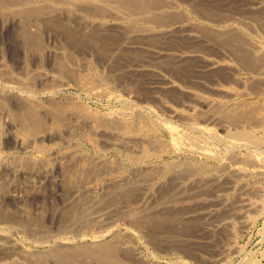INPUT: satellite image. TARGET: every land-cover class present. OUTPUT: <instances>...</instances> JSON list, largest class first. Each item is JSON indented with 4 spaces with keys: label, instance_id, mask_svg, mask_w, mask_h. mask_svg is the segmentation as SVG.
<instances>
[{
    "label": "bare ground",
    "instance_id": "1",
    "mask_svg": "<svg viewBox=\"0 0 264 264\" xmlns=\"http://www.w3.org/2000/svg\"><path fill=\"white\" fill-rule=\"evenodd\" d=\"M194 1H191L192 4ZM254 1L209 0L207 2L205 0L203 3L207 2V4L199 3L202 4L199 7L194 6V2V5L189 6L198 18V22L190 25L191 20L189 15L185 16L186 11L183 12L182 9V12L179 11L180 7L167 0H0V138L5 152L32 151L38 154L36 157L26 158L0 155V264H141L140 260L137 262L136 252L129 244L128 233L131 229H125L126 226L138 230V233H141L142 237L154 247L158 245L161 248L171 244L174 240V232L179 231L171 228L178 223H175L176 220H171L175 214H172L173 210L170 213L166 208L155 211L154 207L158 205L160 208L165 205L169 207L167 205L169 202H175L170 195L173 182L170 183L169 188L164 187L166 191L159 195L158 199H160L156 202L158 205L149 207L145 202L158 170H153V167L149 169L144 165V160L151 152L144 145L152 144L147 132L155 133L157 124L149 120L143 122V127H140L141 119L137 115L138 112L128 105L127 100L123 101L119 109L122 118L117 119L118 117L114 116L113 119L108 117L100 120L99 126L97 125L92 133L95 137L98 134L102 138L109 135L112 141L111 143L107 141L108 144L115 149H122L126 153L124 155L128 157L127 161L133 164L131 172L121 171L122 168L119 169L117 161L94 162V159L88 158L77 148V144L80 145L77 143L80 135L87 137L85 128L88 129L86 132L89 135L91 126L88 122L91 123V120L86 119V122L83 117L84 108L81 109L78 100L64 95L62 91L72 85L77 89L84 85L77 76L80 73L77 74L75 70L78 63L75 61V56L85 54L83 53L85 50L89 53L87 50L89 49L94 54L106 58L107 66L104 67L108 68L110 64L109 67L114 73L121 68L123 71H128L129 75L132 74V78L134 75L145 77L143 81L148 80L150 84L160 80L165 90L171 92L177 107H167L169 118L189 122L188 128L193 133L182 134L175 126L165 121L162 128L169 135L168 142L172 149L184 153H202L205 157H209L208 159L218 160V156L214 154L216 152H212L209 148L211 145L205 139L204 141L202 138L199 139L197 133L205 138L221 141L230 154L238 146L249 153L251 144H255V149L258 143L253 140L255 137L252 139L247 132H244L245 130H238L239 118H243L240 121L246 119L233 113L234 96L229 94L225 87L219 84L214 89L219 103L213 104L211 99L199 97L198 94L187 89L188 87L181 88L175 82L165 80V77L161 78L164 75L159 73L160 68L157 67V63L164 61L168 64L166 68L170 67L172 73L181 76H186L185 74L190 72L189 74L193 73L192 75L196 77L202 76L203 72L213 71L219 79L221 78L220 80L228 82L227 79L235 72L232 64L227 62L226 54H228V58L232 56L245 72L263 77L264 56L253 57V48L242 40L236 28L231 25L236 16L240 21L238 15L252 18L264 12L262 0L256 3ZM253 3L256 8L250 7ZM206 35L211 42L215 39L220 43L221 47H217L222 56L218 60L216 56V60L207 57L210 51L206 55L203 51L208 49L204 45L206 41L202 39L203 36L206 38ZM6 38L12 42L5 43ZM167 42L170 45H167ZM190 62L193 65L189 70L186 64ZM162 68H165L164 64ZM124 78L130 80L128 77ZM116 79L121 80L120 77ZM137 82L141 81L137 80ZM149 89L146 90L149 91L148 95L154 92ZM144 90L145 88L142 89ZM163 90L162 92L165 93ZM166 93L168 94L167 91ZM203 107L208 110L203 111ZM248 119L250 120V116ZM212 123L219 126L223 133L220 134L210 127ZM262 142L264 144V140ZM183 157L185 159L175 168H178L176 171L179 173L185 172V177L188 179L209 174V164L207 166L188 156ZM92 175L96 177L91 178L94 183H86ZM164 179L168 182L169 178ZM165 180L162 182L164 186L167 185ZM199 182H196L198 186L203 182L204 185L207 184L204 179L201 181L202 184ZM215 182L217 184V181ZM222 183L226 184L227 180ZM52 198L60 202L61 208H52L54 205L50 201L51 203H47L52 205L47 213L49 220H43L40 212H43L46 201ZM191 207L190 203V213L193 211ZM177 217L179 218L178 215ZM190 220L182 224L186 230L192 231L195 220ZM173 223L175 224L172 225ZM195 224L198 226V223ZM203 224V230L208 232L207 223ZM214 231L211 229L209 233ZM17 233L29 236L36 241V244L50 239L53 242L48 250L30 252L21 245L23 241L20 244L14 240ZM174 244L172 245L175 249ZM185 246L183 245L184 248L181 246L182 250H179L183 251L187 248Z\"/></svg>",
    "mask_w": 264,
    "mask_h": 264
},
{
    "label": "rangeland",
    "instance_id": "2",
    "mask_svg": "<svg viewBox=\"0 0 264 264\" xmlns=\"http://www.w3.org/2000/svg\"><path fill=\"white\" fill-rule=\"evenodd\" d=\"M167 1H169L170 3L172 2L173 5L180 7L179 11H181V12H182V10H183V12L186 11V14L185 13L184 14H185V16L189 15V18L191 20V21H189L190 25L198 22V20H197L198 18L193 13V10L190 9L189 5H194V2H195L194 6L199 7L200 5L202 6V4L199 5V3H203V1L205 2V0H198V1L197 0H195V1L194 0H184V1L167 0ZM191 1H194L193 4ZM206 1L208 2L209 0H206ZM211 1H213V0H211ZM259 1H261V0H255L254 2L256 3ZM262 1H261V3L264 5V0H262ZM207 2L203 3V4H207ZM255 3L251 4L250 7L256 8L257 6H255ZM189 10H191V11H189ZM238 16H239V18H240L239 20L241 22L237 20L238 17L236 16V18L233 20L235 23L233 21L231 23L232 27L236 28V30L238 31V34L242 37V40L246 44H248L250 47L253 48L252 49L254 52V54H252L253 57L257 58V57L264 56V12L261 14L259 13L258 15L252 16V18H250L251 16L250 17L249 16H240V15H238ZM257 16H258V18H257ZM254 18H256V19L253 20ZM207 38H208L207 35H206V38H205V36L202 37V39L206 41V42H204V45L208 48V49H204L203 51H205L204 52L205 55L208 51H210V53L208 52L209 56H207V57H210L214 60H216V57H217V60H218V58L222 56L221 54H219V52L221 53V51H219L218 47H217V46H219V48L221 47L220 43H217L218 41H216L215 39H212L213 41L211 42V40L207 39ZM7 39L8 38H6L5 43H6V41H7V43H8V41H10ZM10 42H12V40ZM164 44H166V42H164ZM168 44L170 45V43L167 42V45ZM165 48H167V47H165ZM87 50L89 51V53L86 50H85L86 52L85 51L83 52L86 55L82 53L83 55L77 54L75 56L76 57L75 61L78 62V63H76L75 68H77V69H75V70H76L77 74L80 73L77 76H79L78 78H80V81H82V84H84L81 86L82 89L81 88L77 89L76 86L72 85L70 87L65 88L62 91V93H64V95H69V96L73 97L74 100H78L77 102L82 106L81 109L83 110V108H84V110H83L84 120L85 121H86V119H87V121H88V119L91 120L90 121L91 123L88 122V124L91 126L90 131H89V135L86 132L88 129L85 128V133H86L87 137H85V135H82V136L80 135V137H79L80 139L79 138L77 139V143L80 144L79 146L77 144L78 150L80 152L82 151L83 154L86 155L88 158L91 157L90 159H94V162L98 161L100 163H103V162L108 163V162L117 161L119 163V169L122 168L121 171L131 172L133 164H131V163H129V161H127L128 159H126V158H128V157L126 155H124L126 153H124V151H122V149H120V148L115 149L114 147H112L111 145L108 144V142L111 143L110 141H112L110 136L106 135V136H104V138H105L104 139V138L100 137L98 134L95 137L92 133L93 130H96L98 122L100 120L108 119V117L112 118V119L115 117L116 118L118 117L117 119L122 118L120 116L119 109L121 108L122 102L123 101L125 102L127 100L128 105H130L134 110H136V112H138L137 115L139 116V119H141L139 121L140 127H143V124L149 120H150L149 122H155L157 124V127H155V133L154 132L152 133L151 131L147 132V137H148V139L152 140V144L144 145V147L149 149V151L151 150L150 155L144 160V165H146V167H148L149 169H152L151 167H153V170H155V171L158 170L156 172L158 175L156 174L157 177L155 176L156 178L153 179L152 185L149 188V190L150 189L151 190H150V192H148L147 201H145L148 203V205H147V203H146V205L149 207L153 206V205L154 206L158 205V204H156V202H157V200L160 199V198L158 199L159 195L161 196L163 191L164 190L166 191V189L170 187L169 185L171 182H173V183H171V188H170V190L172 192V193H170L171 199L173 200V198H174L175 202L178 201L177 203L174 202L175 204L173 203V201H172V203L169 202L170 204L168 203L167 205H169V207H172L170 209H169V207H166V205L161 207V208L159 207V205L157 207H154L155 211L162 210V208H163V210H165L164 208H166V210L168 212L171 213L173 210L174 213L172 212V214H175L174 216L176 218L174 217L175 219L172 218L171 220H176L175 223H177V222L178 223L176 225H174L175 223H173L172 225H174V226H172L171 228L173 230L178 229L179 231L177 233H175L176 231L174 232V234H177V235L173 234L175 242H174V240H172L171 244H166L161 248L158 245H156L154 247V245L152 246L149 244V242L146 240L145 237H142L141 233H138L139 232L138 230L134 229L133 227H128V226L125 227V229H129V230L131 229L133 231L132 232L130 230L131 234L128 233V235H129L128 240H129V244L131 246V249L133 248V251L136 252L135 255L137 258V262H138V260H140L141 264L142 263L143 264H156V263H158V264H192V262H193V264H206V263H208V264H264V158H262V157H264V155H263L264 154L263 153L264 152V144L262 142L264 140V98H262V97H264V79H263L264 76L260 78V77H257L250 72H245L244 70H242L241 66L235 61V59H233L232 56H229V57H231L230 59L228 58V54H226L228 61L226 60V57L224 59L229 64H232V66L235 68V72H233L231 77L229 79H227L229 83L226 82V80L225 81L220 80L221 78L219 79L217 77L216 73L213 71L203 72L202 76L198 75L196 77H194L192 75L193 73L189 74L190 72H187L185 74L186 76H181V75H176V74L172 73V70L169 69L170 67L167 66L168 68H166V65H168V64H165L164 61H163V63H162V61L158 62V63H161L160 65L157 63V67L160 68V69H158L159 73L164 75L161 78L165 77V80L173 81V82H175V84L181 86V88H184V86L188 87L187 89L198 94L199 97L202 96L206 99H208V98L211 99L213 101V104L219 103L218 97L214 94L215 93L214 89L217 88L219 84H221V86L225 87V90L227 89L226 91L229 94H232V96H234L232 98V102H233L232 108L235 110L233 113L236 115L243 116L246 119V120L240 121V119H243V118H239V120L237 121L238 126L236 124V126L238 127V130H241V131L245 130L244 132H247L252 139L255 137L253 140L256 141L258 144H256L255 149H254L255 144L254 145L251 144L250 149H251V151H253V153L251 151H250L251 153L250 152L247 153L242 148H239L240 146H238L235 148V150L232 152V154H230L229 151H226V148L221 141L211 140V139L205 138L204 136L196 133V136H198L199 139L202 138V141H204V139H205V141L212 146V147L211 146L209 147L212 152H216L214 154L216 156H218V160L217 159L213 160V158L208 159L209 157H205L202 153H197V152H194V153L193 152H185L184 153L182 151L174 150L170 147L169 142H168L169 141V135L166 132V130H164L162 128V126H164L163 124L165 123V121H168L173 126H175V128L178 129V131L182 134L185 133V135H188V134H191L192 132H190V129L188 128L189 122H186L185 120L183 121L180 119L174 120V118L171 119L172 117L169 118L170 114H169L167 109L170 107L175 108V107H177V104L175 103L174 99L172 98L171 92L167 89L165 90V88L163 86L164 84H161L160 80L154 81L155 84L154 83L150 84L148 80H147V82H144L145 80L143 81V79L145 77L140 78V76L134 75L132 78V74L129 75L128 71L127 72L123 71L121 68H119V70H120V71L118 70L119 72L115 71V73H114L113 69H111V67H109L110 64H108V68L106 67L107 66L106 58H104L103 56L98 55L96 53L94 54V52L90 51L89 49H87ZM220 50H222V49H220ZM91 54L93 57L91 56ZM85 60H86V62H84ZM102 60H104V62ZM84 63H85V65H83ZM87 63H88V65H87ZM77 64H78V67H77ZM163 64H164L165 68H162ZM104 65H106L105 66L106 68L104 67ZM192 65L193 64L190 62V63L186 64V67L189 68V70H190L192 68ZM109 68H110V70H109ZM104 70H106V71L104 72ZM161 70H162V72H161ZM107 72H110V73L107 74ZM124 72L127 74L124 75L125 74ZM104 73H106V74H104ZM113 74H115V75L113 76ZM122 74H123V78H122ZM85 75H88V76H85ZM127 75H129V76H127ZM189 76H191L190 77L191 79L189 78ZM119 77L121 80L116 79ZM124 77L130 78V80L127 78H124ZM95 78H97V79H95ZM136 78H138V79H136ZM125 80L127 81V83ZM135 80H136V84H135ZM137 80H140L141 82L138 83L139 81L137 82ZM90 82L91 83L95 82V83L91 84ZM189 82H191L192 84ZM87 83L88 84L90 83L92 85V87L90 86V84L88 85ZM98 83H99V85H98ZM146 83H149L150 85L146 84ZM125 84H126V86H124ZM133 84H135V85H133ZM94 85L95 86L97 85L99 87H95ZM143 85L144 86L146 85V86L144 87ZM106 86H107V89L109 88L108 90L106 89ZM147 86H149V87L151 86L150 87L151 89H149V87L147 88ZM144 88H145V90L142 91V89H144ZM146 88L151 90V91H154V92H152V93L150 92L148 95L149 91H146L147 90ZM158 88H159V90H158ZM163 88H164V90H163ZM136 90L138 91V93ZM162 90L165 91V93H163ZM139 91L142 94L143 93L144 94L142 95ZM166 91L168 92V94L166 93ZM110 92H112L113 94L112 93L110 94ZM258 92H260V93H258ZM146 93H147V97H146ZM120 96H121V98H120ZM150 98H152V99L150 100ZM185 103L186 104L187 103L192 104V102H185ZM164 106H166V108ZM142 107H143V109H142ZM145 107H147V108H145ZM235 108H238V109H235ZM149 110H151L152 112H150ZM202 110L206 112L208 109L203 107ZM224 110L227 111L228 109H224ZM237 110L239 113L237 112ZM242 113H243V115H242ZM246 113L248 114V116H245V115H247ZM249 116H250V120L248 119ZM252 119H253V121H251ZM92 124L95 127V129L92 126ZM210 127L215 129L216 132H218L220 134L223 133V132L221 133V128H219V126L217 127L216 124L214 125L212 123V126L210 125ZM240 127H242V129ZM108 136H109L110 140L108 139ZM87 138H89L90 141ZM160 138L161 139L163 138V139L161 140ZM87 141H89V142H87ZM92 143H93V145H92ZM156 145L159 147H157ZM150 146L152 147V149ZM223 148H225V149H223ZM234 154H237V156ZM0 155L1 156L2 155H6V156L12 155V156H15L18 158H21V157L26 158V157H30V156L36 157L38 154L35 152L32 153V151H28V152L26 151L23 153L20 151L5 152L4 148H3L2 138H0ZM184 155L188 156L189 158H191L195 161H199L201 163H204L207 166L209 164L211 172L209 171V174L207 173L206 176L201 175L203 177L199 176V178L188 179L187 177H185V174H186L185 172L182 171L179 173V171H176L178 168H175V167H178V163H181V160L183 161L185 159L183 157ZM230 155L231 156L234 155V156L231 157ZM254 155H256L255 158L252 157ZM118 156H119V158H118ZM228 156L230 157V159H228L229 158ZM235 156H236V158H235ZM260 156H262L261 157L262 159L260 158ZM257 158H258V160H257ZM242 160H244L245 162ZM164 164H166V165H164ZM169 164H170V166H169ZM235 164H236V166H235ZM172 168H173V170L171 171ZM241 169H243V170H241ZM125 170H127V171H125ZM161 170H162V172H159ZM163 170H165L166 172L165 171L163 172ZM181 173H184V174H181ZM229 173H230V177L228 178L227 176H229ZM93 177L96 178L95 175H92L88 179V181L86 180V183H88V184L94 183L93 182L94 180L91 179ZM165 177L167 179L169 178L168 182L164 179ZM173 177L176 179H174ZM221 177H222V182H225L227 180L226 184L221 182ZM208 178H210V179H208ZM197 179H199V180H197ZM202 179L205 180V182L207 183L205 185L208 187H205L204 182L202 184V182H201ZM164 180L166 181L165 183L167 184L165 186L162 183V182H164ZM218 180H220V181H218ZM195 181L196 182L200 181L199 183H201L203 185V188H202V185H200V184H199L200 186H198V183L196 184ZM215 181H217V184ZM187 182H188V185L186 186ZM211 183H213V184H211ZM154 185H155V187H154ZM196 185L198 187H200L201 189L199 188L200 190L199 189L196 190V188H198V187H196ZM211 185H213V186H211ZM219 185H220V187H219ZM164 187L165 188L167 187V188L165 189ZM187 187H188V189H187ZM189 187L191 188V190L193 187V190L195 189L196 192H194L193 190L191 192ZM157 189H158V191H157ZM160 189L162 192L160 191ZM152 190L156 194L153 193ZM188 190L190 191V193H188L189 192ZM151 192H152V194H151ZM62 195H63V193H62ZM156 195H157V197H155ZM174 196H177L178 198H176ZM188 196L190 197V199ZM180 198H181V200H178ZM55 199L56 198H54V199L52 198V199H48V201H46L45 208L42 210L43 212H40V214L42 216L41 219L49 220L47 213L51 210L52 205H54V207H52V208H56V207L61 208L59 206L60 202L55 200ZM186 199L190 202L186 201ZM50 201H52V205L47 204V203H51ZM149 202L151 203L150 205H149ZM190 203L192 206L191 208H193L192 213L189 212V210L191 211V209L189 208ZM179 207H180V209H179ZM29 209L32 210L31 207H29ZM168 209L171 211H169ZM179 210H181V211H179ZM186 211H187V213H186ZM177 215L179 216V218L177 217ZM186 220H188V221L189 220L190 221L195 220V223H198V226L195 223L193 224V227H192V228H194V229H192L193 233H192V231H189L188 229L186 230V228L183 227L182 223L185 222ZM196 220L197 221L201 220V222H199V221L197 222ZM205 222L208 225L209 231H211V229L215 230V231L210 232V233H209V231L205 232L202 228L204 225L203 223H205ZM220 222H221V224H220ZM207 225H205V226L207 227ZM210 225L212 228L210 227ZM178 226H179V228H178ZM182 228H184V229H182ZM134 232H135V234H134ZM197 235H198V237H197ZM25 236L26 235L23 233H20V234L17 233L14 237V240L20 244L23 241L21 245L25 246V248L27 250H29L30 252L48 250L51 247V244L53 242V240L50 239V240L45 241V242H47V244L43 241H40L41 244L38 242L37 243L38 245H37L36 241H34L29 236H26V237ZM28 238H30V239L28 240ZM175 238L177 239V241ZM193 242H195V243H193ZM189 243L191 245V246L189 245L190 248L188 246ZM192 243L195 245H193ZM172 244L175 245V249L173 248ZM183 245H186L185 247H187V248H185L183 251H181L182 250L181 246L183 247ZM165 246L166 247L168 246V247L166 248ZM169 246L170 247L172 246V247L170 248ZM199 246H201V247L199 248ZM164 248H166V249H164ZM172 249H174L175 251ZM179 249H181V250H179ZM203 249L205 250V252ZM190 251H191V253H190ZM174 252H176V253H174ZM180 252H182V253H180ZM186 253H187V255H186ZM209 253H211V254H209ZM137 254H139V255H137ZM214 254H216V256H214ZM200 255H202V256H200ZM199 257H201V258H199ZM140 261H139V263H140ZM208 261H211V262H208Z\"/></svg>",
    "mask_w": 264,
    "mask_h": 264
}]
</instances>
